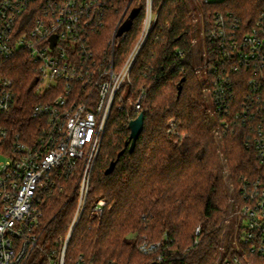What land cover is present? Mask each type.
I'll return each instance as SVG.
<instances>
[{"label":"built area","instance_id":"built-area-1","mask_svg":"<svg viewBox=\"0 0 264 264\" xmlns=\"http://www.w3.org/2000/svg\"><path fill=\"white\" fill-rule=\"evenodd\" d=\"M125 1L47 0L41 7L37 0L0 2V115L10 116L20 107L15 81L2 72V66L20 54L26 53L36 66V94L43 97L32 111L39 122L32 139L27 130L0 123V264H67V249L79 224L100 220L105 213L104 199L88 210L92 175L112 108L130 82L158 17L155 0H143V28L119 66L115 55L128 32L122 37L117 32L139 9L134 0L124 7ZM121 9L105 48L99 36L112 13ZM230 17L228 21L224 14H216L215 27L207 35L213 57L204 53L199 70L210 79L215 135L222 138L243 126L247 146L256 149L264 166V9L250 29ZM143 96L134 104L137 111ZM118 104L122 109L123 100ZM170 133L176 135L174 122ZM74 177L68 200L74 202V213L66 234L54 240L41 210L43 196ZM238 215L242 220L238 238L216 264H264L263 180L243 186ZM200 232L197 227L196 234ZM164 245L144 237L138 247L142 254L162 261L159 252ZM74 264L87 263L80 256Z\"/></svg>","mask_w":264,"mask_h":264},{"label":"trees","instance_id":"trees-1","mask_svg":"<svg viewBox=\"0 0 264 264\" xmlns=\"http://www.w3.org/2000/svg\"><path fill=\"white\" fill-rule=\"evenodd\" d=\"M45 1L37 0L36 5L41 7ZM135 5L140 14L116 52L119 66L143 28L144 2L134 0ZM155 8L156 24L131 70L130 82L112 108L92 175L88 210L104 199L105 213L100 220H82L79 224L67 249V264H74L80 256L87 264H216L238 238L243 186L264 181V166L256 149L247 146L243 126L222 138L215 135L216 117L209 112L196 69L204 53L213 57L207 35L215 27L216 14H224L228 21L232 15L250 29L264 9V0H155ZM122 12H113V19L101 32L103 47ZM199 20L205 35L203 52L194 43ZM2 72L15 81L20 107L10 116L0 115V123L34 134L39 122L32 111L43 101L36 95V66L23 53L7 61ZM203 77L210 81L208 75L203 73ZM142 93L141 110L137 111L134 104ZM118 99L123 100L122 109ZM140 114L145 117L144 131L131 152L130 146L126 147L129 123ZM171 122L175 123L176 135L170 133ZM113 162L114 172L106 175ZM75 180L61 181L43 196L41 210L54 240L66 234L74 213V202L68 200ZM233 211L239 225L235 234L226 236ZM197 227L201 228L199 235ZM144 237L151 243H166L159 252L162 261L139 251Z\"/></svg>","mask_w":264,"mask_h":264},{"label":"water","instance_id":"water-1","mask_svg":"<svg viewBox=\"0 0 264 264\" xmlns=\"http://www.w3.org/2000/svg\"><path fill=\"white\" fill-rule=\"evenodd\" d=\"M140 10L136 9L131 12L129 18L125 21V23L121 26V28L117 32V37H122L124 34L129 32L133 26V22L135 18L139 15ZM54 45H55V38H54ZM182 86H179L178 93L181 94ZM144 124H145V117L143 114H140L135 120H132L129 123V128L131 131L129 141L126 143V147L130 146V151L133 152L136 148L137 141L141 134L144 131ZM125 153V150L122 151L119 156H122ZM116 168V162L111 164V167L106 171V175H110L114 172ZM157 264V263H154Z\"/></svg>","mask_w":264,"mask_h":264},{"label":"rangeland","instance_id":"rangeland-1","mask_svg":"<svg viewBox=\"0 0 264 264\" xmlns=\"http://www.w3.org/2000/svg\"><path fill=\"white\" fill-rule=\"evenodd\" d=\"M139 36H140V34H139ZM139 36H138V38H139ZM204 40H205V35H204V32H203V26H202L201 21L199 20V24L196 25L195 28H194V43L197 46V50L199 49V52L200 51L203 52V50H205ZM201 65H202V63L199 61L197 66H196V69H198V71H197L198 75L200 77V80L203 82L204 93H205V95H206V97L208 99V102H209L208 103L209 112L212 114V112H213V103H212V97H211V93H210V82L206 81V79H205L206 77H203V70H199V67H201ZM42 92L45 93V91H43V90H42ZM36 95H38V94H36ZM32 136H33V133H31L29 135V138L32 139ZM221 151H222V149H220V153L222 155ZM0 161H2V158H0ZM233 216H234V218L232 219V221L227 223L226 236H228L230 234H235L237 225H239L238 224L239 217H238V215L236 213L234 214V211H233ZM239 221H240L239 223H242V220H239Z\"/></svg>","mask_w":264,"mask_h":264}]
</instances>
